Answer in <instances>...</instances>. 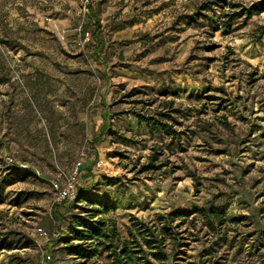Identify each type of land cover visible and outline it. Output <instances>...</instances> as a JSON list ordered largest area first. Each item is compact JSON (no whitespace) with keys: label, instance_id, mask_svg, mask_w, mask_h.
I'll list each match as a JSON object with an SVG mask.
<instances>
[{"label":"rangeland","instance_id":"rangeland-1","mask_svg":"<svg viewBox=\"0 0 264 264\" xmlns=\"http://www.w3.org/2000/svg\"><path fill=\"white\" fill-rule=\"evenodd\" d=\"M88 2L0 0V179L21 170L0 189V264L80 262L43 235L66 234L85 204L56 209L53 183L77 162L89 168L79 195L110 200L123 236L131 215L184 214L188 246L167 264L215 251L221 264H264V0ZM152 150L161 169L143 172ZM212 204L226 218L215 232L191 222Z\"/></svg>","mask_w":264,"mask_h":264},{"label":"trees","instance_id":"trees-1","mask_svg":"<svg viewBox=\"0 0 264 264\" xmlns=\"http://www.w3.org/2000/svg\"><path fill=\"white\" fill-rule=\"evenodd\" d=\"M210 4H203L198 9H207ZM91 9V6H88ZM248 11V10H247ZM250 14V12H248ZM201 14H195L196 16ZM232 19L224 22L227 27ZM95 29L92 32L95 45L101 46L100 33L101 24L99 20L94 21ZM85 31V30H84ZM85 33V32H84ZM83 33V34H84ZM260 33H264V27ZM148 38V34H144ZM139 123H145L152 133L166 135L171 141L175 140L179 132L169 123L157 120L151 116H138ZM111 134L109 127L103 125L102 132L96 142L101 143L103 136ZM123 142L130 143V140L121 137ZM160 152L152 150L149 162L141 166V171L149 172L161 169L159 161ZM80 177L89 172V168L80 166ZM21 170L6 168L4 176L0 179V189H2L9 178L14 175H20ZM104 184L110 187H119L122 181L116 177H104ZM199 183L196 182L198 187ZM80 182L77 185L75 198L71 201L59 202L56 205L60 208L65 206L70 208L73 203H82L84 206L79 208L78 212L71 216L68 222L66 234L59 233L56 239L64 243L66 252L73 259L80 261L78 264H167L169 259L175 260L178 254L184 253L183 248L188 246L180 238L178 228L186 223L183 213H158L154 220L145 222L131 215L129 217V226L126 236L121 235L117 221L113 214L115 208L108 199L98 200L79 195ZM199 189H196L198 192ZM191 222L195 226L200 223L201 226L209 230L216 231L218 227L225 225V211L222 206L211 205L208 209H201L199 216H192ZM176 223V224H175ZM182 239V240H181ZM5 244V240L0 241V247ZM259 247L264 248V242H260ZM215 252H200L201 264H221L220 260L215 259ZM207 257V262L203 257ZM213 260V261H212ZM212 261V262H210ZM175 264V263H174Z\"/></svg>","mask_w":264,"mask_h":264},{"label":"built area","instance_id":"built-area-1","mask_svg":"<svg viewBox=\"0 0 264 264\" xmlns=\"http://www.w3.org/2000/svg\"><path fill=\"white\" fill-rule=\"evenodd\" d=\"M87 4H89V0H85ZM86 39H89V32L85 33ZM4 160L6 163H12L13 159L11 157H4ZM81 162H77L74 171H72L71 175L66 178V180L63 183V186H60L57 182L53 183V187L56 191L57 195V202H63V201H71L75 198L76 195V189L77 185L80 180V166ZM43 235L47 238L51 237H57L59 235V232L51 234V236H48L46 232L43 233ZM47 259L50 260L51 256L47 255Z\"/></svg>","mask_w":264,"mask_h":264}]
</instances>
